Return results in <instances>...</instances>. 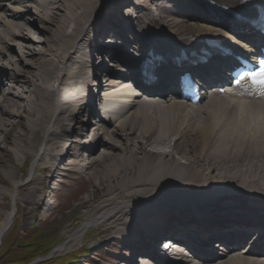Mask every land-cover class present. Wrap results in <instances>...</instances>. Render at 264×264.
<instances>
[{
    "label": "bare ground",
    "instance_id": "6f19581e",
    "mask_svg": "<svg viewBox=\"0 0 264 264\" xmlns=\"http://www.w3.org/2000/svg\"><path fill=\"white\" fill-rule=\"evenodd\" d=\"M263 11L264 0H0V179L11 181L8 195L16 200L20 190V157L37 153L32 172H42L41 186L33 188V177L23 187L27 204L33 210L50 205L62 172L96 180L91 215L73 239L97 224L100 237L127 244L115 264H134L137 254L145 259L141 264H264V214L256 219L206 210L224 202L242 206L227 203L237 198L254 200L264 213V87L244 83L229 103H218L198 133L181 131L173 140L164 127L151 138L161 112L190 117L191 105L167 98L178 93L183 72L216 93L234 56L255 54L243 42L260 45L262 36L248 31L243 19H258ZM30 12L35 25L22 20ZM210 39L229 52H211ZM150 53L157 61L147 62ZM182 53L199 58L171 61ZM139 69L157 79L146 81ZM142 91L161 98L142 97ZM106 103L108 112L100 114ZM16 129L20 142L10 139ZM102 142L106 148L98 155L112 162L98 170L94 165L102 160L90 152ZM5 194L0 188V198ZM178 200L192 207L175 208ZM15 216L9 212L1 220L0 245ZM179 237L197 248L157 254L162 240ZM214 240L228 248L212 250ZM233 246L238 249L230 252ZM229 252L237 258H227Z\"/></svg>",
    "mask_w": 264,
    "mask_h": 264
},
{
    "label": "rangeland",
    "instance_id": "374dc122",
    "mask_svg": "<svg viewBox=\"0 0 264 264\" xmlns=\"http://www.w3.org/2000/svg\"><path fill=\"white\" fill-rule=\"evenodd\" d=\"M5 10H7V7H5ZM26 18H30V24L35 25V22L33 21L34 16L31 12L28 13V15H25L24 19L22 20H25ZM97 40L98 42L100 41V43L102 41L100 40L99 36ZM8 48L11 53H13V48L10 46H8ZM99 58L100 55L96 54V60H94V64L98 65L100 63ZM231 100L232 99L230 98L216 99L215 101L209 103L207 106H194L189 109L190 117H177L176 115H170V113L172 112H167L165 114L161 112L160 118L157 119L153 127L151 138L155 137V135L159 133L160 130L164 127L168 128V130L170 131L169 136L173 140L179 137V133L181 131L192 130L198 133L199 127L203 125L202 123H204L205 121L209 123L213 120L214 109L219 108L218 103H225L226 101L227 104ZM201 107H206V112L201 113L197 110ZM156 110L157 109H155L154 112H156ZM231 110H233V108ZM232 116L233 114L228 113L227 120L229 121ZM96 120L97 118H92L91 122H97ZM21 133L22 132L20 131V129H16L15 132L11 135L10 139L19 141L20 138H18L17 136ZM196 140L199 139H195V144ZM103 145L104 144L102 142L98 147L93 148L90 152V154L96 156L95 158L97 160H102V162L94 165L98 170H102L105 165L112 162L111 156L103 159L99 157L98 153L99 151H101L100 147H102ZM25 146L27 148L29 147L28 141L25 142ZM214 146H216L215 143L211 142V150L214 148ZM147 150H150L149 147L147 148ZM111 152L112 151H110V153ZM256 152L257 150L252 148V153ZM214 154L215 152L213 151L210 157L206 158V163H211V159L213 158ZM37 156V153L32 154L31 157L27 158V160H24V157L22 156L20 157L18 167L20 168L21 166H23V169L21 171L19 169L16 171V178L20 186L19 192L14 193L16 196V200L12 199L8 195V193H11L14 190L11 181H7L5 183L0 179V188L6 190L4 198H0V222L1 220H3L5 214L16 211V216L14 218L13 224L5 235H7L15 227L16 224L18 225L17 229L20 230L21 233H24L25 231L31 232V229H37L42 233H50L52 235H56L59 244L53 249L52 253L50 254L51 256H49V259L59 258L62 259L63 263H65V260L67 258H74L75 262L73 264H115L116 259H122L123 256H125L123 249L127 244L117 242L108 235H103L102 237H100L97 231V224H93L87 232H84L85 234H83L80 239H73L75 234L91 215L92 201L90 200L96 198L98 194H93V192H95L93 190L97 188L96 180L84 178L82 175L72 172H62L63 175L58 179V182L55 185V189L51 192L49 198L47 199V202L50 205L42 207L40 206L39 208L33 210L32 207L27 204L29 192L23 187L27 183H29L33 177H36V183L35 185H33V188L37 189L41 186L42 172L40 170L32 172V166L36 162ZM178 157L180 158V156L175 155L174 161H179ZM243 158H246V154H244ZM225 160L228 161L229 158ZM181 162H183V160H181ZM246 201H241L237 198L232 200L230 199L227 200V203L235 202L239 203L242 206L233 204L228 207L224 205L226 204V202H224L223 205H216V207L210 208L211 210H206L212 211V209H214L216 210V212L224 213L227 215L236 213H239L241 215L242 213L254 218H258L260 215L264 214L263 211L260 210H263L262 207H260L259 205H253L256 203L254 200ZM172 204L175 208H185L190 206L179 202V200L177 202H173ZM224 209H227V211H225ZM98 214L99 213H97L94 218ZM62 246L64 247V250L55 254V250Z\"/></svg>",
    "mask_w": 264,
    "mask_h": 264
},
{
    "label": "trees",
    "instance_id": "16d2710c",
    "mask_svg": "<svg viewBox=\"0 0 264 264\" xmlns=\"http://www.w3.org/2000/svg\"><path fill=\"white\" fill-rule=\"evenodd\" d=\"M15 227L2 239L0 245V264H73L74 258L47 259L53 249L58 246V238L50 233H42L40 230L21 233ZM40 260V261H39Z\"/></svg>",
    "mask_w": 264,
    "mask_h": 264
},
{
    "label": "snow or ice",
    "instance_id": "6c2138e0",
    "mask_svg": "<svg viewBox=\"0 0 264 264\" xmlns=\"http://www.w3.org/2000/svg\"><path fill=\"white\" fill-rule=\"evenodd\" d=\"M241 79H244V77H241ZM252 82L255 85L264 87V79H257L255 74L252 76ZM185 83H186V86H187V85H190L193 82L189 80V81H186ZM236 83L239 84L240 80H237Z\"/></svg>",
    "mask_w": 264,
    "mask_h": 264
}]
</instances>
